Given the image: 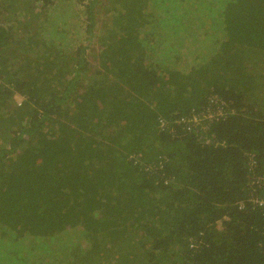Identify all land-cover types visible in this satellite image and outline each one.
<instances>
[{
    "label": "trees",
    "instance_id": "1",
    "mask_svg": "<svg viewBox=\"0 0 264 264\" xmlns=\"http://www.w3.org/2000/svg\"><path fill=\"white\" fill-rule=\"evenodd\" d=\"M262 173L264 0H0V264H264Z\"/></svg>",
    "mask_w": 264,
    "mask_h": 264
},
{
    "label": "built area",
    "instance_id": "2",
    "mask_svg": "<svg viewBox=\"0 0 264 264\" xmlns=\"http://www.w3.org/2000/svg\"><path fill=\"white\" fill-rule=\"evenodd\" d=\"M257 183H259L258 186H261V185L264 186V173L260 175L259 179L257 180ZM254 203L257 204L258 206L264 205V196L257 199L256 202Z\"/></svg>",
    "mask_w": 264,
    "mask_h": 264
},
{
    "label": "rangeland",
    "instance_id": "3",
    "mask_svg": "<svg viewBox=\"0 0 264 264\" xmlns=\"http://www.w3.org/2000/svg\"><path fill=\"white\" fill-rule=\"evenodd\" d=\"M76 3H77V2H76ZM81 10H82L81 8H78V11H77V15H78V18H79V19L84 18L83 15L80 13ZM26 23H29V21H27Z\"/></svg>",
    "mask_w": 264,
    "mask_h": 264
}]
</instances>
